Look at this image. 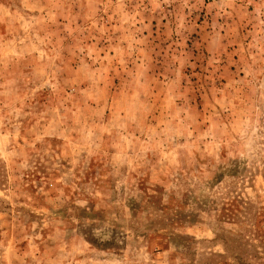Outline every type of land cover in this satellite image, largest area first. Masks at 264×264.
Masks as SVG:
<instances>
[{
  "label": "rangeland",
  "instance_id": "374dc122",
  "mask_svg": "<svg viewBox=\"0 0 264 264\" xmlns=\"http://www.w3.org/2000/svg\"><path fill=\"white\" fill-rule=\"evenodd\" d=\"M257 222L264 0H0V264H261Z\"/></svg>",
  "mask_w": 264,
  "mask_h": 264
},
{
  "label": "trees",
  "instance_id": "16d2710c",
  "mask_svg": "<svg viewBox=\"0 0 264 264\" xmlns=\"http://www.w3.org/2000/svg\"><path fill=\"white\" fill-rule=\"evenodd\" d=\"M254 226L257 227L258 230L261 232V234L259 235V237H261V238H259V240H260V244L263 245L262 248L264 249V230L260 229L258 222ZM261 240H262V242H261ZM231 241L233 243L237 244L238 247L243 246L242 243L240 242V240H238V239H231ZM244 246H246V247L249 246L247 241L245 242ZM262 259L264 260V258H262ZM224 264H226V262H224ZM238 264H249V263L245 262L244 260L241 259V260H239ZM261 264H264V262H262Z\"/></svg>",
  "mask_w": 264,
  "mask_h": 264
}]
</instances>
